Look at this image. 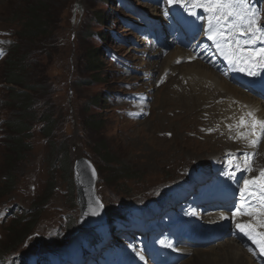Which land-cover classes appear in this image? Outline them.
<instances>
[{"label": "rangeland", "instance_id": "obj_1", "mask_svg": "<svg viewBox=\"0 0 264 264\" xmlns=\"http://www.w3.org/2000/svg\"><path fill=\"white\" fill-rule=\"evenodd\" d=\"M167 1L0 0V249L14 246L28 231L24 241L18 242L19 246L0 262L19 258L16 264H27L29 257H40L45 262L51 258L49 254L59 255L57 251L77 242L80 235L90 236L92 230L111 236L106 246L114 244L112 254L103 255V263L114 264L128 256L138 258L141 244L132 241L130 235L135 231L136 221L122 211L131 204L148 207L149 201L164 187L193 175L202 179L200 184H205L209 161L221 154V145L231 147L224 143L226 139H220L222 136L216 139L217 136L205 135L209 118L197 115L199 110L191 106V101L186 108L181 106L185 95L179 96L177 85L169 80L179 71L165 68L160 74L161 62L175 47L169 42L172 39H168V34L164 38L170 45L164 56L153 59L148 55L146 39L152 26L158 27L161 19L164 23L162 10L167 14L171 7ZM263 1L255 0L256 6L260 8ZM176 3L182 10L174 7V11L191 14L196 0H176ZM154 10L160 13L158 21L148 19ZM30 11L37 14L35 18L40 25L48 24L47 30L36 34L32 23L35 14ZM202 11L200 20L206 16ZM260 23H264L263 14ZM100 32L104 34L101 36ZM192 42V47L202 50L200 36L192 38L190 45ZM96 49L101 50L98 53L102 63L97 72L90 71L89 63V54ZM10 57L23 60L29 66L22 71L25 74L22 87L8 83ZM155 62L158 64L154 67ZM206 66L219 75L217 69L208 63ZM166 70L171 75L165 74ZM32 85L36 88H27ZM242 90L251 97H260L250 89L242 87ZM27 95L31 96L33 105L30 117L25 115L22 103ZM201 97L202 94L192 95L198 102ZM216 101L223 103L219 97ZM200 103L202 107L209 104L206 97ZM138 108L146 113L139 124L126 119ZM255 115L247 114L245 118L252 124L257 120ZM234 116L229 114L219 120L228 123ZM16 123L20 126H14ZM218 128L219 125L214 130ZM17 138L22 139L21 156L14 155L8 147ZM245 148L249 149L247 143L235 146V154L241 158ZM229 150L222 154L228 155ZM84 158L92 162L98 175L96 193L107 219L105 229H92L89 225L97 221L89 218L88 226L79 224L82 214L74 167L77 160ZM122 166L128 169L123 170ZM263 166L257 158L252 163L259 172ZM113 170L123 171L113 173ZM11 175L15 176V183L8 190ZM126 218L129 222L123 223ZM26 221L31 229L22 226ZM112 227V233L108 232ZM69 230L75 231L71 240L65 236L62 239V234H69ZM156 237L153 242L149 241L154 246L171 242L168 238L157 241ZM229 242L244 247L248 257L243 255V250L237 252L246 264H255V260L263 264L264 259L254 254L256 246L230 236L213 247L190 251L181 264H237L224 256ZM81 248L79 245L76 251ZM81 264L87 263L84 260Z\"/></svg>", "mask_w": 264, "mask_h": 264}, {"label": "bare ground", "instance_id": "obj_2", "mask_svg": "<svg viewBox=\"0 0 264 264\" xmlns=\"http://www.w3.org/2000/svg\"><path fill=\"white\" fill-rule=\"evenodd\" d=\"M144 2H147V1H144ZM171 4L173 6H176V1H172ZM159 17H160L159 11L154 10V12L151 15L149 14L148 19H151V20L155 19L158 21V19H160ZM161 22H162V19H161ZM161 22L158 27L152 26L151 28L152 30H150L149 36L146 39L147 47L149 50L148 55L151 56L153 59H157V58L161 59L164 56L165 49L170 45L169 42L173 43L175 47L170 50L167 56H165V58L166 57L167 58L161 62L163 65L161 67L160 74L165 70V68H170L172 69L173 72L179 71L178 75L174 74V75H177L176 78H172V76L174 75H171L169 73L170 72L169 70H166L165 74L169 73L171 75L169 80L173 81V84L177 85L178 90H176V92L179 94V96L181 94L185 95L183 96V99H184L183 102L180 103L181 106L186 108V104L188 103V101H191L192 103L191 106L195 107L197 111L199 110L197 115H201L202 118L205 116L209 118L207 122H209V125L211 126L205 129L206 136H209V137L217 136L218 137L221 131L217 129L215 130V132L211 133L209 132L210 128L216 129V127L220 124L219 119L221 117H226L230 113H234V112L238 113V111L240 110H241L240 113H238L240 115L241 113H249V112H251L252 114L256 113V117L258 120H261V119L264 120V100H262V97L259 99L253 96L251 97L247 93H244L239 88H237V86L234 87L235 85L232 82L224 80L218 74H216L213 69L206 66V63L209 60L212 61V56L209 52L204 51L203 53L200 54L199 60L193 61L192 51L190 50L188 51L185 48V46L187 45V42L178 41V39H176L175 41H169L168 40L169 38L166 41V38H164L163 36L159 34L163 32L161 29H159L161 24H163ZM198 26H199V20H197L194 16H190L184 20L185 30H190L193 33L194 31L198 29ZM208 27L209 25L205 24L201 28L203 33L206 34V36H209V32L207 31ZM157 31H159V33ZM231 47L233 46L225 45L223 42H221V46L218 47L217 49H218V52H220L218 55V59L219 61H223L228 66L229 73L232 75V78L234 79L233 81L236 83H239L241 86L245 85L249 88L255 87L261 90V94H264V57H262L259 53H257L254 57H252V59L247 60V62H234L230 58ZM246 47L260 48L262 46L258 42L255 46L246 45ZM243 55L247 56V53H244ZM180 59H183V61H188L187 64L185 63L179 64L178 66L180 67L173 65V64H176L177 61ZM157 64L158 63L155 62L154 67ZM142 67H147V65H143ZM241 69H244V70L241 71ZM250 73H255V75H252ZM156 82L157 81L155 80V83ZM185 82H187V86H184ZM174 91H175V88H174ZM193 94H195V96L197 95V97H200V95L202 94V97L200 98L202 100L200 102H202L203 98L206 97L209 104L202 107V104L198 102L199 99L192 98ZM187 95L191 97H188ZM216 97L217 98L219 97V99L223 101L222 105H220L221 103L220 104L217 103ZM136 123L139 124V122H136ZM221 127H222L223 132H226L233 128V124L232 123L225 124L223 122L221 124ZM220 139H222L223 141L224 139H226V137L222 136V138ZM224 143L226 144V142ZM260 144H261V140H260ZM237 146H240V145H237ZM262 147L263 146H261L260 148V153L262 149L264 151V148ZM249 149L245 148L244 150H242L243 156L241 158L237 154H235V150H234L232 154L236 156L235 161H237L236 160L237 158L241 159V161H244V160L247 161L244 154L245 153H255V151L259 149V147L254 148V149L253 148H249ZM256 155L257 154L255 153L254 157ZM254 157L252 159H254ZM251 163L253 162L251 161ZM246 164H248V162ZM261 164L264 165V160H261ZM234 171L235 169L233 168V166H230V172L233 173ZM229 178L230 176L227 175L226 176L227 183H231ZM80 212L81 214L88 215V211L82 212L81 206H80ZM101 218H102V214L98 212L90 214V217H89V219H91L92 221H98ZM251 225H252V232H253L255 230H253V224ZM236 235H238V231L236 232ZM259 244L261 246H264V244L262 243H259ZM242 248L239 245H237L236 247L235 244L233 243L231 244L229 242L227 248L224 249L225 250L224 256L230 258L233 262L237 261V264H246V261L244 262V260H242L241 254L237 252V250L241 252L243 250L242 252L243 255L248 257V255ZM170 249L171 248H169V250H166V254H165L166 258L173 256V252ZM226 253H228L229 256H227ZM246 260H248V258H246ZM148 261L152 262L155 260L148 259ZM132 262L136 263L137 261L132 260Z\"/></svg>", "mask_w": 264, "mask_h": 264}, {"label": "snow or ice", "instance_id": "obj_3", "mask_svg": "<svg viewBox=\"0 0 264 264\" xmlns=\"http://www.w3.org/2000/svg\"><path fill=\"white\" fill-rule=\"evenodd\" d=\"M171 2V0H170ZM193 6L202 7L208 16V38L214 40L217 47L221 46V42L225 45H234L230 50V58L234 62H247L252 59L257 53L264 57V47H244L239 43V37H247L244 40V45L255 46L258 42L264 44V23H260L261 13L253 9L249 0H196ZM247 53V56L242 55ZM244 69H241L243 71ZM255 75V73H250ZM252 117L251 112L248 113ZM241 124L244 123L241 118ZM257 125L259 128L257 130ZM252 132L256 135V139L250 141V145H258L261 139H264V120H253ZM258 133V134H257ZM243 135V134H241ZM245 158L250 160L254 157L255 153H245ZM239 169L240 165H236ZM247 170H251L249 167ZM249 181L245 180V187L241 191V200L253 207L252 201L255 199L259 201L255 207L259 211H264V169L260 170V176L254 179L249 188ZM240 211V209H236ZM235 214V212L233 213ZM252 215V213H245ZM237 228L241 232H245L249 238H252V225L238 224ZM258 236L264 237V234L258 233ZM264 250V248H262Z\"/></svg>", "mask_w": 264, "mask_h": 264}, {"label": "trees", "instance_id": "obj_4", "mask_svg": "<svg viewBox=\"0 0 264 264\" xmlns=\"http://www.w3.org/2000/svg\"><path fill=\"white\" fill-rule=\"evenodd\" d=\"M105 1H110V0H105ZM39 10V8L37 9V11ZM30 14H35V12L34 11H30ZM37 16V14H35V16L34 17H32L33 18V26L35 25V28L37 29V32H36V34H38V33H40V31H45V30H47V27H48V24H44V25H40L39 23V20H38V18L36 19L35 17ZM44 19H45V16H44ZM99 20L100 21H103V19L102 18H99ZM48 21L46 20V23H47ZM102 24H103V22H101ZM101 24V25H102ZM32 28V27H31ZM30 34H32L33 32L30 30V32H29ZM101 33V34H100ZM99 34L102 36L104 33H102V32H100ZM98 52H101V50L100 49H96V50H94V51H92L90 54H89V57H91L90 58V60H89V63H90V67H92V70H90V71H98L100 68H102V63L99 61V53ZM14 58H9L7 61H8V63H10L9 64V66H10V68H9V76H8V83L9 84H14V85H16V86H21V85H24L25 83H24V77H25V74H24V72H25V70H26V68L27 67H29L27 64H26V62L25 61H23V60H18L16 57H15V59L13 60ZM22 71H24V72H22ZM94 77H98L97 75H95ZM22 87V86H21ZM28 89H35L36 87H35V85H32V86H28L27 87ZM22 103H24V112L26 113L25 115L27 116V117H30L31 116V114H29V112H30V110H32V106L33 105H31L32 104V100H31V96L30 95H27L26 96V101H23ZM28 112V113H27ZM52 123V122H51ZM50 124V123H49ZM16 125H18V126H20V124H14V126H16ZM51 125V124H50ZM24 127H25V125H24ZM46 134H48V132L46 133ZM49 135V134H48ZM22 138H24V136H22ZM21 141H22V139L21 138H17L16 140H14V141H10V142H12V143H10V144H12V145H8V147L10 146L12 149H13V154L14 155H16V156H21V153H22V150H21V145H22V143H21ZM122 169L123 170H127L128 168L126 167V166H122ZM123 170H119V171H116V170H113V173H122V171ZM14 177L15 176H13V175H11V176H9L8 177V180H9V183H8V190L10 189L11 190V188H13V186H14ZM39 208V207H38ZM20 221V220H19ZM30 225V223H29V221L27 222H24V224L22 225L23 227L25 226V227H27L28 228V226ZM30 228V227H29ZM28 228V229H29ZM31 229V228H30ZM70 232H75V231H71L70 230ZM27 233H28V231H25L24 232V234L21 236V237H19L18 238V242L19 243H21V242H23L24 241V237H25V235H27ZM67 240H69L68 238H67ZM18 242H16L15 243V245L14 246H12V247H8L7 249L5 248H2V249H0V259H2L7 253H10L11 251H12V249H14V248H16L17 246H19V243ZM18 244V245H17ZM66 244V243H65ZM64 244V245H65ZM17 245V246H16ZM11 250V251H10ZM6 251H8V252H6ZM6 252V253H5Z\"/></svg>", "mask_w": 264, "mask_h": 264}, {"label": "water", "instance_id": "obj_5", "mask_svg": "<svg viewBox=\"0 0 264 264\" xmlns=\"http://www.w3.org/2000/svg\"><path fill=\"white\" fill-rule=\"evenodd\" d=\"M74 171V178L78 190V203L81 206L82 212L88 211V215L82 214L79 222L80 226H88L90 222L87 218L90 217V214L95 212L101 213L102 218L89 226L95 227L103 225L106 222L103 216V207L96 194L98 175L92 162L86 158L77 160Z\"/></svg>", "mask_w": 264, "mask_h": 264}]
</instances>
